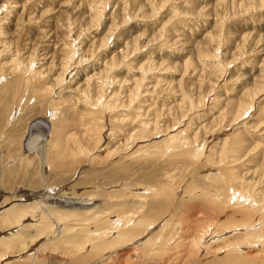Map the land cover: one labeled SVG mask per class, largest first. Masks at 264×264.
I'll return each mask as SVG.
<instances>
[{"label":"rangeland","instance_id":"rangeland-1","mask_svg":"<svg viewBox=\"0 0 264 264\" xmlns=\"http://www.w3.org/2000/svg\"><path fill=\"white\" fill-rule=\"evenodd\" d=\"M36 200L0 264H264V0H0V220Z\"/></svg>","mask_w":264,"mask_h":264},{"label":"bare ground","instance_id":"bare-ground-1","mask_svg":"<svg viewBox=\"0 0 264 264\" xmlns=\"http://www.w3.org/2000/svg\"><path fill=\"white\" fill-rule=\"evenodd\" d=\"M28 82V81H27ZM26 82V83H27ZM39 92V91H38ZM37 93V92H36ZM34 96H35V94H33ZM38 95V94H37ZM44 94L42 93V96H43ZM45 95H48V94H45ZM39 96V95H38ZM48 97V96H47ZM47 97H45V98H47ZM43 98V97H42ZM41 98V99H42ZM36 99V98H35ZM45 99H43V101H44ZM49 100H50V98H49ZM48 101V100H47ZM47 101L45 102V103H47ZM40 103H43V102H39V104ZM39 104H38V106H39ZM18 105V104H17ZM43 106H44V104H42ZM58 105H59V102H58ZM42 106V107H43ZM45 107V106H44ZM48 107V106H47ZM52 107V106H51ZM39 108H40V106H39ZM46 108V107H45ZM50 108V107H49ZM38 109V108H37ZM51 109V108H50ZM63 109V108H62ZM32 110V109H31ZM39 110V109H38ZM44 110V109H43ZM48 110V109H47ZM47 112V111H46ZM65 112V111H64ZM37 113V112H36ZM53 113V112H52ZM54 114V113H53ZM56 114V113H55ZM30 116H31V114H30ZM32 117H33V115H32ZM34 117H36V115L34 116ZM64 119V118H63ZM58 121V120H57ZM61 121V120H60ZM53 122V121H52ZM58 123V122H57ZM53 125V124H52ZM54 125H55V123H54ZM27 194V193H26ZM22 195V194H21ZM24 195V194H23ZM25 196V195H24ZM23 196V197H24ZM27 196V195H26ZM16 197V196H15ZM21 197V196H20ZM9 198V197H8ZM18 198H19V196H18ZM8 200V199H7ZM5 202V201H4ZM38 205H40V203L36 200V202L35 201H33L32 203H30V204H27V205H24V206H19L18 208H11V210H10V214H7L5 217L7 218V219H5V220H3V221H1L0 220V224L1 225H3V227L2 228H4V227H6V226H8V225H11V224H13V223H19L20 221H19V216L21 215L22 217H25V216H28L29 214H30V212H31V210L29 209V208H26L27 206L28 207H30L31 209H32V212L34 213L35 211H36V208L38 207ZM10 208V207H9ZM50 212V211H49ZM19 221V222H18ZM13 227V226H12ZM15 227V226H14ZM134 231V230H133ZM18 233V232H17ZM11 234H14V232H11ZM14 235H16V234H14ZM150 240V239H149ZM5 246V245H4ZM110 249V248H109ZM116 249H119V247L118 248H114V247H112V249H110V250H115V251H117ZM109 251V250H108ZM107 252V251H106ZM114 252V251H113ZM144 263V262H143Z\"/></svg>","mask_w":264,"mask_h":264}]
</instances>
